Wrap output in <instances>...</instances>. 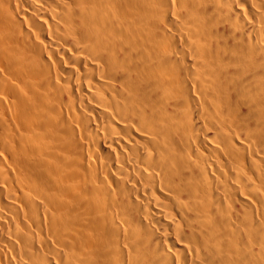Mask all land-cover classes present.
<instances>
[{
  "label": "bare ground",
  "instance_id": "1",
  "mask_svg": "<svg viewBox=\"0 0 264 264\" xmlns=\"http://www.w3.org/2000/svg\"><path fill=\"white\" fill-rule=\"evenodd\" d=\"M0 264H264V0H0Z\"/></svg>",
  "mask_w": 264,
  "mask_h": 264
}]
</instances>
